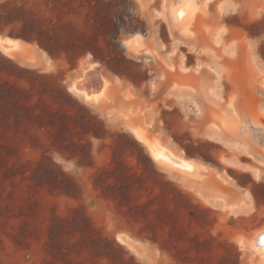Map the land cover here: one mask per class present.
<instances>
[{
    "label": "rangeland",
    "instance_id": "obj_1",
    "mask_svg": "<svg viewBox=\"0 0 264 264\" xmlns=\"http://www.w3.org/2000/svg\"><path fill=\"white\" fill-rule=\"evenodd\" d=\"M202 1L191 50L175 46L156 15L162 0H0V34L20 39L36 62L0 48V264L260 263L239 239L264 228V0H234L228 11ZM203 46L223 67L218 99ZM92 63L84 79L100 71L115 88L97 106L70 89ZM190 95L203 101L200 114ZM231 102L237 126L220 123L226 141L209 138V111L231 114ZM110 110L136 113L146 134L210 165L161 168ZM207 175L251 208L225 212L183 180Z\"/></svg>",
    "mask_w": 264,
    "mask_h": 264
},
{
    "label": "bare ground",
    "instance_id": "obj_2",
    "mask_svg": "<svg viewBox=\"0 0 264 264\" xmlns=\"http://www.w3.org/2000/svg\"><path fill=\"white\" fill-rule=\"evenodd\" d=\"M195 1L196 0H162L161 9L156 11V15H159L167 22V25L173 37V44L175 46L184 44L187 45L191 50H193L194 47L196 46L194 39H192L191 35L193 32L198 31L199 28L198 25L196 24L191 29L190 24L192 20H194L195 17L199 14L200 8L203 7L201 6V4L195 3ZM208 1L209 0H203L202 3L204 2L203 4L205 3L207 4ZM236 4L237 3L234 0H222L219 5H221L220 9H223L224 11H228L231 8H236ZM180 12L184 13L183 17L180 16ZM222 31H224V28L222 29ZM221 32L219 33V36ZM141 40H142V35L138 32H136L133 36L129 37L126 40L125 45L127 48V52L130 55L136 54V49L139 47ZM0 48L4 53L13 57L15 60H17L22 64H26V65L36 64L32 53L25 47L22 41L16 37L14 38L0 34ZM228 49L231 53H233L234 50L232 49L231 45H228ZM198 51L202 53H209L210 56H212V59L215 58L216 48H213L212 46L200 47ZM206 64L205 65L209 69H211L212 72L215 73L214 75H216V79H215L216 81L214 82V84H212L210 93L214 96L215 99H218L220 95V89L222 86L221 81L223 75L221 74H223L222 72L223 67L221 68V66H219L220 63H217L216 59L215 60L213 59V61L209 63L207 62ZM93 65L94 64L92 63L84 67L82 76L72 78L70 89L74 93L82 97L87 103L93 106H97L108 101L110 97H113V93L115 92V89H113L112 87L110 75L108 73H107L108 75L105 74L101 75L100 77L101 84L99 86L97 84L89 83L88 80L86 81V79H84V76L87 74V72L90 69L93 68ZM229 105L233 106V102H231ZM111 111L112 113L115 112L114 110H110V112ZM117 112L114 113L115 118L120 119L127 126V128H130L134 132V134L138 137V139L142 140L146 144V148L148 152L151 154V156L154 158V160L158 163V165L161 168L166 169L169 172L177 170L183 173H193L196 170V165L194 163V160H192L194 159V157L191 158L185 157L182 153L175 152L168 144L164 143L160 139V136L157 134H148V133L146 134V131L149 130V125L147 126L146 123L140 121L139 120L140 118H138L136 113L126 112L124 114L122 113L124 111L118 113ZM215 116L223 120L222 124H225L226 123L225 119L228 118L226 112H222V113L220 112V114L217 115L215 114ZM230 120H232V118H230ZM212 137L217 139V134L213 135ZM231 143H232V148L236 150L244 147L242 142H237L236 140H232ZM228 160L236 163V160L232 158H228ZM196 164L198 168L204 167V164L202 162L196 161ZM242 165L243 167L251 169L256 176L258 175V171H259L258 167L251 166L249 164L247 165L242 164ZM196 175L198 176V174ZM186 178L187 177H183V180L185 182H188L190 185H192L191 182H196L195 177H194L195 180L190 179L191 180L190 182L188 180L189 178L187 179ZM193 184L195 185V183ZM246 205L247 202H243L239 205H236L239 207L236 206L234 207L239 208V210H241L244 209ZM237 211L238 210H235V212ZM225 212H229V211H225ZM245 239L246 240L241 238L239 239L241 246L244 249L248 248L250 252L256 250V252H258L260 256L259 264H264V228L256 230L254 233H251Z\"/></svg>",
    "mask_w": 264,
    "mask_h": 264
},
{
    "label": "crops",
    "instance_id": "obj_3",
    "mask_svg": "<svg viewBox=\"0 0 264 264\" xmlns=\"http://www.w3.org/2000/svg\"><path fill=\"white\" fill-rule=\"evenodd\" d=\"M215 79H216V77H215ZM110 80H111L113 89H115L114 86H113L114 80L111 77H110ZM217 90H219V89H217ZM114 94H115V92L113 93V97H110L109 100L115 97ZM210 95L212 97H214L212 94H210ZM188 97H189V100L193 103L194 107L196 108L195 111L200 114L199 110L203 106V101L199 97H196V96L190 95ZM180 99H182V97ZM228 107L231 108L233 111H232L231 114H228L226 112L228 118L225 119L226 123L222 124V125L223 126L224 125H228L229 126L232 123V126L236 127L237 126L236 121H237V118H238L237 110L234 108V105L233 106L228 105ZM210 112L211 111H209L208 115L210 114V117H211V119L214 122L213 123L211 122L210 127L207 130V136L209 138H212V139L215 140L216 138H213L212 136L217 134V139L216 140L226 141V137H225V134H224L223 129H222L223 126L220 124V123H223V120L221 118H218L217 116L214 117L213 112H211V113ZM230 118H232V120H230ZM220 131H221V133H220ZM238 151H244V149H239ZM189 158H191V157H189ZM192 160H194L195 165H197L196 161L202 162L204 164V167H208L210 165L209 163H207V162H205V161H203L202 159H199V158H194ZM245 164L246 165L249 164V165L253 166V164H251L249 162L244 163V165ZM244 168H246V167H244ZM252 173H253V171H252ZM185 175L187 176V174H185ZM253 175L257 179L261 178L260 169L258 171V175L257 176L254 173H253ZM207 178H208L207 180L202 179V180H196V182H191L192 185H190L188 182H185V183L190 185L199 194H201L205 201H207V202H209V203H211L213 205L220 206L225 211H229V212H233V213H240V212H246V211H248L251 208V204L250 203H247V205L245 206L244 209L239 210V208H235L234 206L239 205V204H241V203H243L245 201H243V200L233 201V200L228 199L226 190L223 187L216 185L214 179L212 178V176L207 175ZM188 180H189V182L191 181L190 179H188ZM193 183H195V185ZM236 207H239V206H236ZM235 210H238V211L235 212Z\"/></svg>",
    "mask_w": 264,
    "mask_h": 264
},
{
    "label": "water",
    "instance_id": "obj_4",
    "mask_svg": "<svg viewBox=\"0 0 264 264\" xmlns=\"http://www.w3.org/2000/svg\"><path fill=\"white\" fill-rule=\"evenodd\" d=\"M16 38H17V37H16ZM88 74H89V75L91 74V69L87 72V75H88ZM101 75H102V74L100 73V71H98V73H97V75H96L97 78H98V79H96L97 82L95 81V79H94L93 77H92V78L90 77V78H88L89 83L97 84V83L99 82V80H100ZM100 81H101V80H100ZM94 82H96V83H94Z\"/></svg>",
    "mask_w": 264,
    "mask_h": 264
},
{
    "label": "snow or ice",
    "instance_id": "obj_5",
    "mask_svg": "<svg viewBox=\"0 0 264 264\" xmlns=\"http://www.w3.org/2000/svg\"><path fill=\"white\" fill-rule=\"evenodd\" d=\"M180 16L183 17L184 16V13L183 12H180Z\"/></svg>",
    "mask_w": 264,
    "mask_h": 264
},
{
    "label": "trees",
    "instance_id": "obj_6",
    "mask_svg": "<svg viewBox=\"0 0 264 264\" xmlns=\"http://www.w3.org/2000/svg\"><path fill=\"white\" fill-rule=\"evenodd\" d=\"M96 55V54H95Z\"/></svg>",
    "mask_w": 264,
    "mask_h": 264
}]
</instances>
